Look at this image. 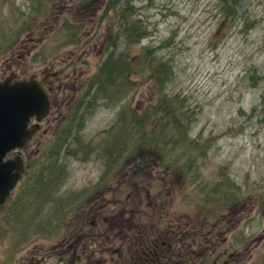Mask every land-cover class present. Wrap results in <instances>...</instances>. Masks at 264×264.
<instances>
[{
    "label": "rangeland",
    "instance_id": "374dc122",
    "mask_svg": "<svg viewBox=\"0 0 264 264\" xmlns=\"http://www.w3.org/2000/svg\"><path fill=\"white\" fill-rule=\"evenodd\" d=\"M228 1L139 0L127 6L126 0H0V76L9 74L12 52V73L29 77L47 65L72 85L59 92L63 105H55L42 122L24 157L33 169L30 180L22 179L0 208V264H30L35 245L61 239L59 229L67 233L72 214H55L52 226L47 219L55 206L91 195L114 171L127 172L129 185L117 195L161 197L177 213L217 211L222 198L243 201L264 191V0ZM122 5L126 29L134 22L145 38L127 40ZM76 13L85 27L71 23ZM42 31L51 32L43 42L27 38ZM78 36L84 37L75 46ZM71 51L75 57L67 61ZM110 55L135 65L130 79L114 87L98 82ZM150 56L157 68L165 64L169 71L153 72L146 61L139 63ZM101 87L116 95L102 97ZM155 107L160 115L172 108L168 125H153V118L142 124ZM130 118L138 123L135 135L124 130ZM69 127L59 166L50 172L62 179L37 189L31 184L35 169L43 165L47 174L49 156L43 155L56 148L54 132ZM68 195L52 205L53 197ZM98 256L96 251L91 259ZM43 264L58 262L53 257Z\"/></svg>",
    "mask_w": 264,
    "mask_h": 264
},
{
    "label": "flooded vegetation",
    "instance_id": "af4514ba",
    "mask_svg": "<svg viewBox=\"0 0 264 264\" xmlns=\"http://www.w3.org/2000/svg\"><path fill=\"white\" fill-rule=\"evenodd\" d=\"M76 16L77 20L71 23L85 27L84 22L78 20L81 15L76 13ZM36 33L39 35L27 36L31 38L29 41L36 37L43 42L51 32ZM83 37L78 36L74 45ZM74 57L75 52L71 51L67 61ZM9 64L8 73L12 75V52ZM45 68V72L31 75L39 79L54 73L49 66ZM50 81L46 87L50 88L53 110L55 105H63L59 103V92L65 93L72 85L59 81L58 73ZM27 151L22 152L23 158ZM110 177L102 188L89 196L53 197L52 205L68 197L73 200L66 206L56 205L57 209L48 215L49 224L55 226V214L63 218L65 212L70 211L72 223L65 235L64 228L59 229L61 239L35 245L38 249L34 247V252L28 256L30 264H40L39 259L43 264L46 258L53 257L58 264H264V191L243 201L235 197L225 202L222 198L219 206L223 209L217 211L202 207L198 211L177 213L170 210L171 201L161 197L149 200L146 196L144 200L139 196L117 195L122 189L127 191V172L114 171ZM17 185L12 196L19 191ZM106 194L112 195L107 198ZM107 206H110L108 210ZM96 251L100 256L91 259ZM87 252H90L88 256Z\"/></svg>",
    "mask_w": 264,
    "mask_h": 264
},
{
    "label": "water",
    "instance_id": "95a60500",
    "mask_svg": "<svg viewBox=\"0 0 264 264\" xmlns=\"http://www.w3.org/2000/svg\"><path fill=\"white\" fill-rule=\"evenodd\" d=\"M54 76L36 79L12 73L0 79V206L25 172L21 151L31 146L52 110L46 86Z\"/></svg>",
    "mask_w": 264,
    "mask_h": 264
},
{
    "label": "trees",
    "instance_id": "16d2710c",
    "mask_svg": "<svg viewBox=\"0 0 264 264\" xmlns=\"http://www.w3.org/2000/svg\"><path fill=\"white\" fill-rule=\"evenodd\" d=\"M133 1H139V0H126V5L128 6V4H132ZM236 1V0H235ZM235 1L233 2V4L235 3ZM229 2L228 0H224V3H227ZM123 10H124V5H122L120 8H119V11H120V15H119V18L122 22V28H123V31L126 29V18H125V15H123ZM118 11V12H119ZM128 30V35H127V40L131 43V39L133 37H136L135 40H138L140 38H145V33H142L140 32V28L138 27V25L134 22H131L130 25L128 26V28L126 29ZM141 34V35H140ZM151 53V50L150 49H147L145 51V54L144 56H149ZM113 55H110L108 56V58L106 57L105 58V62L101 65V68H100V71L102 73V77L100 76L98 82L103 84V86H109V87H114L115 85H117V83L121 84L123 83L122 80L125 79V80H129L130 79V72L131 70H129V68H131V66H135L131 63V61L127 62V64L125 63L126 60L124 58V56H119L117 58H114L112 57ZM146 61V65L148 66V69L150 71H155V70H159L160 72L162 73H165V72H168L169 68L165 65V64H160L159 68H157L158 65H155L153 64L152 60H151V56H150V59L147 61L146 59H141L139 61V63L141 62H144ZM138 65V64H136ZM155 65V66H154ZM106 82H105V79ZM103 80V81H102ZM95 83H91V85H95L96 84V81L94 80ZM106 83V84H105ZM160 86V88L162 89L163 88V84L160 82L159 80V84H157ZM101 90L103 91V96L104 98H107L108 100L111 99L113 96L116 95V90H113L109 93L106 94V90L104 92V88L101 87ZM89 94V92H88ZM95 95H100V91H98V93H96ZM93 96V95H92ZM92 98V97H91ZM93 98L96 100V97L93 96ZM83 105V103H82ZM82 105L81 107L79 108V110L82 108ZM157 108H159V110L161 109V106H158ZM156 107L155 108H152L150 110V112L147 114L146 117H144V121H142V124L143 125H147L148 122L150 121L151 118H153V125H155L156 122H159L161 121L162 124H167V119L166 118H170L172 115H171V107L170 109H168L164 115H160L159 112H158V109ZM81 112V110H80ZM79 112V113H80ZM80 120H82L83 118H81L79 116ZM161 118H164V119H161ZM70 119H65L64 123H70ZM173 124H177L178 125V122H172ZM171 123V124H172ZM65 125V124H64ZM138 125V123L135 122L134 118H130L128 121H126V123L124 124V130H128L131 132L132 135H135L138 128L136 127ZM159 126H156L155 127V130L156 128H158ZM139 129H142L141 127H139ZM177 129L179 130V125L177 126ZM133 130H135V132H133ZM72 134L71 132V127L69 128H65V130L59 132L57 131L53 136V138H56V148L54 151H49L47 152L45 155L43 156H49L48 157V160H49V169L47 174H44V169L45 166L43 165H40L39 168L35 169L38 171V176H37V179H36V184L35 183H31L32 185H34V187L36 186V188L38 187L40 190L43 189V188H46L48 187V183H50L49 181H56V180H59L62 179V177H52L50 176V172L54 171L57 169V167L59 166L58 163H57V160H58V155L59 153L61 152L66 140L69 138V136ZM158 134L159 133H155L154 135V139L157 140V137H158ZM127 138V137H126ZM133 140V139H132ZM139 142H141L139 140ZM136 146H134L135 148ZM130 148H132V146H130ZM34 167H37V163L35 164ZM31 167L29 165H27V170L24 174V176L22 177V179H25V180H30L31 178V173L33 172V169H30ZM142 169H145V166L142 167ZM21 179V182L23 181ZM111 179V177H110ZM127 179V178H126ZM49 180V181H47ZM57 182V181H56ZM37 188V189H38ZM33 190V189H32ZM39 190V191H40ZM12 213V211L10 212ZM12 216V215H10Z\"/></svg>",
    "mask_w": 264,
    "mask_h": 264
}]
</instances>
